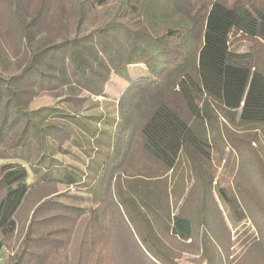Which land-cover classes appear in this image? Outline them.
Here are the masks:
<instances>
[{"label":"trees","instance_id":"1","mask_svg":"<svg viewBox=\"0 0 264 264\" xmlns=\"http://www.w3.org/2000/svg\"><path fill=\"white\" fill-rule=\"evenodd\" d=\"M133 66L149 77L132 81ZM111 75L128 86L107 133L96 126L102 116L87 115V96L103 97ZM44 96L56 104L30 109ZM215 111L264 123V0H0L4 264H180L184 254L195 264H264L261 169L251 186L258 217L241 189L217 191L234 226L257 225L234 263L214 175L199 177ZM224 132L235 149L259 142ZM69 146L83 169L57 158ZM182 157L195 174L174 214L169 183Z\"/></svg>","mask_w":264,"mask_h":264},{"label":"rangeland","instance_id":"2","mask_svg":"<svg viewBox=\"0 0 264 264\" xmlns=\"http://www.w3.org/2000/svg\"><path fill=\"white\" fill-rule=\"evenodd\" d=\"M239 49L244 51L248 49V44H242ZM129 71V70H128ZM119 77L111 75L110 81H117ZM108 82L111 83V82ZM107 83L104 86V93H114L111 91ZM125 90V89H124ZM123 90H121L122 92ZM124 92V91H123ZM122 92V93H123ZM121 93V95H122ZM105 95L103 97H105ZM120 95V96H121ZM103 97L96 96H87L91 102L90 108L87 112V115L90 116H104L111 118L115 111V104L113 99L106 100ZM34 104L30 105V109L35 107H50L56 104V101L50 97H39L35 99ZM36 103V105H35ZM216 110V109H215ZM214 118L206 127L207 138L211 147V160L209 165L201 166L200 171L203 172V175L199 177L206 178L208 175H214L213 182V195L216 198L219 209L224 213L226 222L231 230L232 236V254L230 260L234 263L245 250L246 246L251 242L253 238H256L257 235V225L255 221L251 219H245L237 226H234L231 222L228 209L225 205L221 204L217 197V191L219 188H224L227 193L233 192L239 196L238 190H242V194L246 200V210L250 211V214L256 217L259 216V212L253 206V190L251 186L255 184L259 179V173L257 170L260 168L262 173V180H264V174L262 167L264 166V123L261 122H242L240 123L236 118H233L232 121H229L226 117L223 116L220 112H216ZM92 123L94 122L93 120ZM102 121V120H101ZM100 121V122H101ZM110 121L102 122L100 125H96L98 129L105 130L107 133L110 132L112 126L109 125ZM90 125V122H89ZM92 125V124H91ZM92 127V126H91ZM225 128L234 134L237 137H244L242 141L251 139L250 135L255 134L259 142L255 144H244L239 148H233L226 139ZM83 133V132H82ZM81 135V134H80ZM67 146V143L64 147ZM70 154L68 155H58L57 158L65 165H72L76 167L84 168L81 162L78 160L81 157L80 151L76 146H69ZM78 151H77V150ZM260 150V151H257ZM77 159H73L76 158ZM258 162V163H257ZM6 163V161L0 160V165ZM70 165V166H71ZM27 177L28 182H31L35 179L32 171L27 167ZM195 169V168H194ZM195 170L193 166L189 163L184 157L180 159L177 164L175 171L170 177L169 189L172 193V212L174 214L178 211V204L180 203L179 199L184 194L186 188H189L193 183V177ZM238 181L239 184L235 183ZM58 189L60 192L69 190L72 194H79L81 197H86L84 190H75L74 188L67 189L63 185H59ZM260 192L263 194L264 190L260 189ZM240 197V196H239ZM258 219V218H256ZM189 242V241H188ZM195 259L194 256L184 254L180 260V264H195L191 260Z\"/></svg>","mask_w":264,"mask_h":264},{"label":"crops","instance_id":"3","mask_svg":"<svg viewBox=\"0 0 264 264\" xmlns=\"http://www.w3.org/2000/svg\"><path fill=\"white\" fill-rule=\"evenodd\" d=\"M142 67L144 68V66H142ZM128 70H129V71H128V75H129V77H130V79H131L132 81L140 80V79H145V78H148V77H149V75H148V73H147V71H146L145 68H144V70H141V69L138 68V66H133V67H129ZM109 81H110V80H109ZM109 81H108V82H109ZM108 82H107V84H108ZM110 82H111V83H109L108 85H109L111 91L114 92V93H107L108 95H105V97H103V99H106V100H110V99L112 100V99H113L114 104H116V102H117V100L119 99L121 93L124 91V89H126V87L128 86V84H127L126 82H124L123 80H121V79H119V80H117V81H110ZM121 90H123V91L121 92ZM34 101H36V100H34ZM34 101H33L31 104H34ZM35 105H36V103H35ZM39 108H41V107H35L33 110H37V109H39ZM107 119H108V118H107V116H106V114H105V115L102 117V121H101L100 123L105 122ZM101 125H102V124H101ZM110 132H111V133H114V128H111ZM72 147H73V146H72ZM77 149H78V148H77ZM77 149H76V150H77ZM78 150H79V149H78ZM78 150H77V151H78ZM73 159H77V157H76V158H73ZM70 165H71V164H70ZM71 166L76 167L73 163H72ZM262 171H263V174H264V166L262 167ZM33 176H34V175H33ZM34 181H35V179H33L31 182H28V177H27L26 183H27L28 185H30V184H32ZM0 259H1L0 264H4L5 257L0 256Z\"/></svg>","mask_w":264,"mask_h":264},{"label":"built area","instance_id":"4","mask_svg":"<svg viewBox=\"0 0 264 264\" xmlns=\"http://www.w3.org/2000/svg\"><path fill=\"white\" fill-rule=\"evenodd\" d=\"M0 262H1V259H0Z\"/></svg>","mask_w":264,"mask_h":264}]
</instances>
